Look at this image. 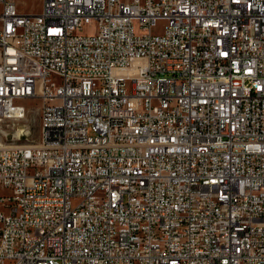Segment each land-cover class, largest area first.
Segmentation results:
<instances>
[{"label":"built area","instance_id":"obj_1","mask_svg":"<svg viewBox=\"0 0 264 264\" xmlns=\"http://www.w3.org/2000/svg\"><path fill=\"white\" fill-rule=\"evenodd\" d=\"M0 6V264H264V0Z\"/></svg>","mask_w":264,"mask_h":264},{"label":"rangeland","instance_id":"obj_2","mask_svg":"<svg viewBox=\"0 0 264 264\" xmlns=\"http://www.w3.org/2000/svg\"><path fill=\"white\" fill-rule=\"evenodd\" d=\"M19 6L20 11L25 13H40L42 11L44 0H15ZM2 7L0 6V12ZM94 24L86 27L87 32L93 31ZM166 28L165 23L158 24L154 32L162 34ZM28 112L24 119L20 121H3L0 122V147L27 145L36 143L39 140L40 134V104L38 102L30 101L27 104ZM27 126V127H26ZM20 129L26 130L22 139L17 135ZM30 131V135L28 132Z\"/></svg>","mask_w":264,"mask_h":264},{"label":"bare ground","instance_id":"obj_3","mask_svg":"<svg viewBox=\"0 0 264 264\" xmlns=\"http://www.w3.org/2000/svg\"><path fill=\"white\" fill-rule=\"evenodd\" d=\"M27 127V126H26ZM26 130L20 129L17 133V135L19 136L20 140L22 139V137L24 136V134L26 133ZM30 131L28 132V135H30Z\"/></svg>","mask_w":264,"mask_h":264}]
</instances>
